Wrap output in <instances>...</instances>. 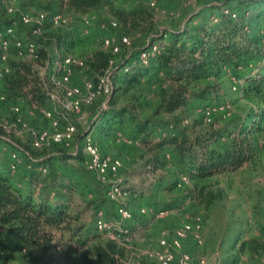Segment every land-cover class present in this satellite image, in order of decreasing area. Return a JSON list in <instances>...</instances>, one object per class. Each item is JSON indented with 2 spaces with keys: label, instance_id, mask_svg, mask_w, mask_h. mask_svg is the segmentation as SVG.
Wrapping results in <instances>:
<instances>
[{
  "label": "rangeland",
  "instance_id": "374dc122",
  "mask_svg": "<svg viewBox=\"0 0 264 264\" xmlns=\"http://www.w3.org/2000/svg\"><path fill=\"white\" fill-rule=\"evenodd\" d=\"M115 1L125 8L132 7L138 1L146 2ZM156 1V6L146 2L152 18L141 26L126 31L120 23L118 27L109 26V22L116 18L103 9L79 14L61 6L57 0H19L15 5L17 12L9 15L6 11L8 0H0V28L14 24L16 35L27 40L33 37L35 27L20 21L18 15L21 11L61 12L68 21L63 27L69 31L72 43L63 51L57 48L56 43L48 44L46 38L39 44L48 48L52 59L71 55L84 61L85 67H76L69 81V85L80 86L89 79L96 82L97 76L103 72L91 65V62L97 60L99 53L121 60L143 47L150 37L159 38L158 34L163 30L187 29L189 34H195V27L200 23L216 25L214 18L220 17L224 9L234 10L238 17H243L245 29L250 34L264 33V19L253 16L254 6L246 0ZM222 7L225 8L222 10ZM85 19L89 20L86 25ZM122 36H127L130 43L123 44ZM168 39L169 34L165 41ZM159 43H163V40L157 39L155 45L158 46ZM113 45H118L120 51L115 52ZM9 54L10 61L21 59L13 46ZM138 58L140 59V54ZM246 73V68L224 67L219 76L190 84L189 93L193 98L188 105L174 113L158 109L163 102V93L167 95L173 90V85L166 80L143 77L130 88L117 93L114 91L109 96L92 95L83 89L80 96L82 112H70L62 125L70 121L77 126L73 146L78 144L85 132H91L103 154L121 158L123 166L119 178L128 193L118 201L109 199L106 186L99 183L95 174L87 167L82 152L81 159L70 157L63 160L60 152L67 151V148L54 143L39 149L45 154L52 153L48 170L41 172L36 179L31 175L28 179H23L22 188L31 187L37 194L43 190L64 196L72 214L78 217L77 223L85 225L84 233H98L104 239H110V235L100 232L96 227L99 212L102 211L106 219L118 220L117 207L120 204L130 207L135 218L123 222V226L129 231L122 235L115 233V239L127 250L124 264H159L150 254L164 250L161 240L166 239L170 244L177 229L196 216L202 219V230L198 233L201 241L197 240L194 232H190L182 243L183 249L190 253V264H199L198 261L202 258L208 264H264V130L259 135L256 160L237 170L199 179L190 176L189 168L179 162L177 150L172 145L165 148V153L170 156L163 158L162 165L151 164L154 155L152 147L156 139L143 140L144 134L139 131V126L147 123L153 131V138L166 132L185 130L193 134H215L220 144L230 143V132L239 121L247 120L251 115L264 116V94L245 90L248 86ZM53 89L59 100L64 98V87ZM58 99L48 97L42 107L58 112L61 108V101ZM14 103L16 102L13 100L8 102L7 114H12ZM123 105L131 110L124 114L123 120L112 123L109 131L99 130L97 125L102 123L99 121L102 113L107 108ZM220 105L225 108H220ZM23 107L25 120L31 127L51 129L49 120L38 115L29 105ZM28 129L12 132L10 136L6 134L10 141L0 140V168L10 169L11 151L15 143L23 147L30 144L31 132ZM25 156L22 152L18 169L11 171L12 175L22 178V175L26 176L31 172L28 167L30 162ZM183 174H188L190 180L178 187L177 181ZM33 184H41L39 192ZM210 193L216 195V198L207 204ZM54 201L53 199L52 203ZM142 207L147 209L144 214L140 213ZM56 234L60 236L62 232L56 231ZM167 248L176 255L180 252L171 245ZM82 253L83 250L77 251L78 256ZM0 264L48 263L40 259L37 250L14 235L9 225L0 222Z\"/></svg>",
  "mask_w": 264,
  "mask_h": 264
},
{
  "label": "trees",
  "instance_id": "16d2710c",
  "mask_svg": "<svg viewBox=\"0 0 264 264\" xmlns=\"http://www.w3.org/2000/svg\"><path fill=\"white\" fill-rule=\"evenodd\" d=\"M57 1L61 6L79 14L103 9L115 16V20L126 31L152 18L149 5L144 1L136 2L130 8L119 6L115 0ZM246 1L254 6L253 16L264 19V0ZM231 13L236 12L232 10ZM231 13L222 11L220 17L214 18L216 25L198 24L195 34H189L187 29L163 30L158 34L159 38L150 37L143 47L121 60L99 53L91 65L104 71L113 61L115 93L130 88L143 77L170 82L173 90L167 95L163 93V102L158 108L168 113H174L189 104L193 98L189 93L190 84L217 77L224 67L246 68L248 86L245 90L264 94V33L250 34L245 29L243 17H238L237 13L233 17ZM36 28H39V42L46 38L48 44L56 43L62 51L72 43L70 33L63 25L53 26L50 21H46ZM168 34L169 39L165 41ZM157 39L163 40V43L156 45L158 51L150 57L148 63H143L138 58L140 52L154 46ZM50 59L52 55L44 45L39 47L33 59L11 61L12 72L2 79L8 100L22 102L25 107L29 105L42 116L39 109L49 96L40 80L39 66L46 65ZM111 108L102 113L100 125L95 123L101 131L111 130L112 123L121 122L124 114L131 111L126 105ZM1 117L0 114V121ZM248 118L239 121L233 128L230 132L231 142L228 144H220L215 134H193L185 130L170 131L153 138V131L147 123L140 125L139 131L144 134L143 140L156 139L152 147L154 155L151 164L162 165L163 158L167 156L165 148L172 145L177 150L179 162L189 168L190 176L199 179L237 170L256 160L259 135L264 130V116L251 115ZM6 134L0 125V140ZM25 148L34 157H39L34 162V168L29 169L32 178L36 179L41 175L37 167L48 165L52 153L45 154L30 144L25 145ZM60 155L63 160L73 157L68 151L60 152ZM73 158L82 157L79 154ZM12 176L11 169L0 168V222L9 225L14 235L37 250L40 259L48 264H124L126 247L116 240L104 239L98 233H84L85 225L77 223L78 217L72 214L64 196L43 190L37 194L31 187L23 189L13 181ZM215 198L216 195L210 193L206 203L210 204ZM56 231L62 234L57 236ZM78 250H83L80 256L77 255Z\"/></svg>",
  "mask_w": 264,
  "mask_h": 264
},
{
  "label": "built area",
  "instance_id": "2783aa9c",
  "mask_svg": "<svg viewBox=\"0 0 264 264\" xmlns=\"http://www.w3.org/2000/svg\"><path fill=\"white\" fill-rule=\"evenodd\" d=\"M19 0H8L6 11L9 15H14L17 12L15 7ZM149 5L156 6V0H145ZM224 12L231 13L229 9H224ZM233 17L236 13H231ZM20 21L24 24H31L35 27L33 31V37H29L27 40H23L16 35V30L14 24H7L0 28V114L2 115L0 125L4 128L6 133L10 136L12 132H18L20 129H28L31 132L30 145L32 148L40 149L46 144L54 143L67 148L68 153L76 156L82 152L84 160L87 167L92 171L99 183L106 186L107 197L111 200L118 201L120 197H124L128 193V189L123 184L122 179L119 178L120 170L123 166L121 158L111 155L103 154L95 139L93 138L91 132H85L76 146H73L75 141V136L77 133V126L75 123L66 121L62 125V121L67 118L70 112L80 114L81 108V98L83 89L90 92L92 95H111L114 91V80H113V68L111 65L105 69L101 74L97 76L96 82L92 80L85 81V84L80 85H69V81L74 74L76 67H85L84 61L75 59L71 55H64L58 59H50L47 61L44 68L39 66L40 80L47 91L48 96L51 99H58L53 87H64L65 95L61 101V108L58 112L51 108L41 107L39 110L44 118L49 120L51 129L46 128H34L25 120L24 107L22 104L16 102L13 104L11 109L12 114L6 113V107L9 102L6 91L4 90L1 80L6 74L12 72V65L10 61V49L13 46L16 50L17 56L21 59H33L35 58L37 51L40 47L38 35L39 28L36 27L44 24L46 21H50L53 26H62L68 23L65 16L59 11L52 12H37L32 13L30 11H21L18 15ZM89 23L88 19H85V25ZM109 26L118 27L119 23L117 20H112L109 22ZM123 44H129L130 40L127 36H122L121 38ZM113 50L115 52L120 51L118 45H113ZM158 51L156 45L144 49L140 52V60L143 63H148L152 55ZM127 69V68H126ZM84 86V87H83ZM236 89V86H234ZM36 107V106H35ZM220 108H225L220 105ZM31 113L33 111L31 110ZM120 134V133H119ZM1 139H6L10 141L8 136H4ZM69 148V149H68ZM22 152L25 157L28 158L29 169L34 168V162L38 160L39 157H34L29 150H27L23 145L16 144L14 149L11 151L12 162L9 165L11 171H16L18 169L19 163L21 161ZM170 155L167 153V157ZM37 169L41 172H46L48 170V165L38 166ZM190 176L188 174H183L177 181V186L181 187L188 183ZM36 191H40V185L33 184ZM147 211L146 208L142 207L140 213L144 214ZM118 220L106 219L103 216L102 211L96 219V227L102 233H107L110 235V239H115V233L122 235L127 233L128 228L123 226L124 221H129L135 218L134 211L127 205L120 204L117 207ZM202 230V219L196 216L191 222L184 224L181 228L177 229L175 237L172 239L170 244L166 239L161 240V244L164 246V250L158 251L155 254H150L159 264H190L191 256L187 250L182 247L183 239L188 233L194 232L197 240L200 242L201 239L198 237L199 232ZM117 241V240H116ZM172 246L180 250L179 254L176 255L173 250L167 248V246ZM199 264H208V262L202 258Z\"/></svg>",
  "mask_w": 264,
  "mask_h": 264
},
{
  "label": "crops",
  "instance_id": "0c3cea01",
  "mask_svg": "<svg viewBox=\"0 0 264 264\" xmlns=\"http://www.w3.org/2000/svg\"><path fill=\"white\" fill-rule=\"evenodd\" d=\"M26 158V157H24ZM27 159V158H26ZM28 160V159H27ZM30 176V173H28L26 176L25 175H22V178L20 177H17L15 174H13L12 178H13V181H15V183L21 187H23V179H28Z\"/></svg>",
  "mask_w": 264,
  "mask_h": 264
}]
</instances>
